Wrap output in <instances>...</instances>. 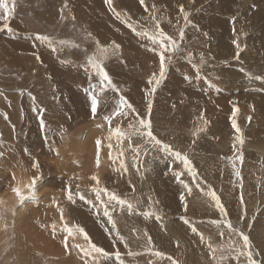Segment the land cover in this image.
<instances>
[{
    "label": "rangeland",
    "instance_id": "374dc122",
    "mask_svg": "<svg viewBox=\"0 0 264 264\" xmlns=\"http://www.w3.org/2000/svg\"><path fill=\"white\" fill-rule=\"evenodd\" d=\"M15 3L8 20L0 21V194L14 187L11 176L18 167L29 176L35 202L27 218L31 225L22 222L26 231L20 226L23 238L12 227L0 226V264H92L91 257L82 259L71 247H87L79 235L69 238L65 251L64 223L79 224L107 252L120 251L119 260L110 256L100 264H246L244 257L234 258L235 244L228 249L231 241H242L224 220L244 230L254 258L264 264V109L259 107L264 106V0H112L121 19L105 0H67L66 8L65 0ZM181 6L191 21L187 26ZM153 16L174 39H179L181 27L185 31L182 51L166 61L164 79L154 93L148 81L153 74L159 78V55L151 50L155 46L121 22L153 32ZM37 33L52 43L36 39ZM234 40L240 46L238 55ZM96 41L120 45L103 61L115 90L101 91L99 77L87 66V56L97 54ZM88 92H95L99 101L95 114ZM120 96L135 113L124 109L127 115L114 117L109 125L104 117L115 111ZM136 114L150 118L154 134L188 156L195 178L170 154L150 145L145 152V141L138 136L131 138L132 148L127 139L118 143L110 127L128 130L130 123L137 124ZM251 126L259 135L250 133ZM121 151L126 172L115 159ZM177 173L191 191L177 180ZM93 175L99 187L136 204L131 213L116 206V230L110 231L112 225L91 191L97 186ZM69 186L73 193L79 186L86 199L74 196L69 201ZM209 188L220 197L227 216L207 195ZM144 211L154 215L144 216ZM44 237L49 246L41 244ZM209 243L216 249L223 246L225 259H220V251L213 259ZM129 250L134 255H127ZM157 251L164 255H154Z\"/></svg>",
    "mask_w": 264,
    "mask_h": 264
},
{
    "label": "snow or ice",
    "instance_id": "6c2138e0",
    "mask_svg": "<svg viewBox=\"0 0 264 264\" xmlns=\"http://www.w3.org/2000/svg\"><path fill=\"white\" fill-rule=\"evenodd\" d=\"M105 3L109 5L111 11L114 13L117 19H121V14L115 10V8L111 7L112 5V0H105ZM141 3H144V0H141ZM16 7L15 0H13V3L9 4V0H0V21H7L8 18L12 15ZM64 8L67 7V0H65V3L63 5ZM180 11L183 13V19L185 21V26L191 23V21L188 18V13L184 11L183 6L180 7ZM61 18L63 19V8L61 9ZM74 19V17H73ZM153 20L156 22V30L153 32H149L148 30H141L137 31V29L134 27V25L128 20H121L122 23H125L127 27L132 29L133 32L136 33L137 36H143L147 37L148 40L152 42V44L155 46L151 50L153 52H156L159 55L160 59V67H159V78H156L155 74L149 79L148 83L153 85L152 88L150 89L151 92H155L156 86H158L161 81L164 79L165 73H166V61L168 63L171 62L173 58V54H176L180 51L181 49V41H183L184 36H185V31L184 28L181 27L179 29V39H174L172 36L168 35L166 32H164L162 29H160L159 24L160 21L156 20L155 16L152 17ZM235 18H233L234 20ZM4 28L8 29L11 31L9 28L8 24H4ZM89 37L91 36L90 33L87 34ZM36 39L44 42H48L49 44L52 43L51 38L47 35H41L39 33L36 34ZM61 43H65L64 41H61ZM233 43L237 47V55L239 54V49L240 46L239 44L234 40ZM97 45V54L89 55L87 56V66L91 69H93L96 73V75L99 77L100 81V87L101 91H103L105 88L111 87L115 90L116 86L112 83L111 78L109 77L107 71L105 70V67L103 65V61L107 59L111 55H115L116 51L119 49L120 45L116 44L115 42H112L108 46H101L99 41H96ZM78 47V45H76ZM159 49V51H157ZM167 53V55H166ZM191 53H188L189 58H191ZM201 64L204 62V57L201 55L200 58ZM194 67H197V65H194ZM187 78V77H186ZM154 81V83H153ZM91 88L95 89L96 85H90ZM87 92L88 90L85 89ZM118 91V90H117ZM89 96L91 97V111L93 114L97 112V107H98V99L95 94V92H88ZM151 101H149L148 108L151 110ZM124 109H130L133 113H135V109L132 108V105L128 103L125 97L120 96L119 101L117 103V107L115 111L112 112L110 116H105L104 119L109 122V125H111L112 119L116 116H125L127 113L124 111ZM39 111H43L40 109ZM203 115V114H201ZM236 115V109H233V116ZM137 118V124H129L128 130H123L119 126L116 127L115 129H112L110 127V133L112 135L116 136V139L119 142H123L125 139L128 140L129 142V148H132V137L133 136H138L142 138L145 141V152L148 151L147 146L150 145L151 148L165 153V154H170L171 156L175 157L178 161L182 162L184 165L185 169L188 170L189 174L195 178L197 176V173L192 166L191 161L189 160L188 156L185 154H182L180 151L174 150L172 145L169 143L164 142L162 139L158 138L154 134V129L152 126V121L150 118H142L139 117V114H136ZM232 125L233 128H236L237 131L239 129L236 127V121L235 119L232 120ZM44 122L43 118L41 117V128H44ZM239 139V138H238ZM97 154H96V163L99 165L100 163V152H99V146L101 144L100 140H97ZM242 143V141H241ZM112 145H109V148L111 149ZM135 151L136 155H139L140 151V145H136V147L133 149ZM124 152L121 151L117 155L115 159L119 160V166L120 169H123L125 172L127 171V167L124 163L123 160ZM109 159H113L111 152H109ZM239 175V172L236 173ZM180 173L176 174L177 180L180 181V183L184 184L185 188H188L189 191L191 189L189 188L188 184H185L184 181L180 180ZM93 181H96L97 186L93 187L91 191L95 193V200L99 202V210H102L103 216L107 218V223L112 225V229L110 231L116 230V222L113 219L112 212L116 209V206H119L122 210L126 207L127 211L131 213L135 208L136 204L132 203L129 200L121 198L119 195H117L115 192H109L107 188H101L99 187V179L97 176L93 175L91 177ZM31 186V182L29 184V187ZM79 186H77V191L73 193L71 190L70 186L67 191V199L69 201H73L74 196H78L80 200H85L86 197L83 193H81L78 190ZM13 191L17 194V196L20 198V200H23L25 197L23 196L21 189L20 188H15ZM106 197V199H102V195ZM207 195L211 197L213 201H215L216 207L219 209V211L224 215L227 216L226 209L224 205L221 203L220 197L216 194L214 190L209 188ZM181 201H184V195L182 194L180 196ZM87 203L92 204L93 201L87 200ZM241 203H243V199L241 198ZM3 212H0V219L3 218ZM144 216H152L154 213L149 212V211H144L142 213ZM159 216H156V219H159ZM241 220L244 219V216L240 217ZM64 220L63 217V210L61 209V221ZM187 222V221H186ZM214 223H220L219 221H215ZM223 223L226 225V227L229 229L231 233H234L240 238V241L242 243L236 242V241H231L228 245V249L231 250L233 244H235V256L234 258L239 260L241 257H244L246 259V264H259V262L254 258V254L252 251V245L251 241L249 239V236L242 230L241 228L234 227L232 223L229 220H224ZM54 233L55 234V225L52 226ZM251 227V225H249ZM64 235V248L65 251H69V238H74L75 236L79 235L81 236L84 241L87 244V247H84L79 244H74L71 247L76 248L79 250L81 253V258L85 257H91L92 259V264H100V259L101 258H108L110 256H114L117 260L121 258V253L119 250H116L113 253L107 252L103 247L98 246L96 243H94L89 236V234L85 231L83 227H81L79 224H73L69 226L67 223L63 224V227L61 229ZM193 232H196L197 229L195 227L192 228ZM221 236H223V233H221ZM117 238L121 243H124L125 248H128L127 242L124 240L123 237L119 236V232H117ZM204 237L201 234V240L203 241ZM149 243H151V238H149ZM208 248L213 256V259L216 258V253L218 251L221 252L220 259L223 260L225 259V256L223 255V251L225 250L223 246L220 247V249L213 248V246L209 243ZM150 250V249H149ZM127 255L132 256L134 253H132L130 250L128 251ZM154 255L156 256H163L164 254L162 252H155ZM171 259V258H169ZM84 264H89L88 260H84ZM172 264H176V261H172Z\"/></svg>",
    "mask_w": 264,
    "mask_h": 264
},
{
    "label": "bare ground",
    "instance_id": "6f19581e",
    "mask_svg": "<svg viewBox=\"0 0 264 264\" xmlns=\"http://www.w3.org/2000/svg\"><path fill=\"white\" fill-rule=\"evenodd\" d=\"M230 2V1H229ZM172 4V3H171ZM245 5V3H243ZM83 7V6H82ZM80 9V8H79ZM178 10V9H177ZM246 11V10H245ZM254 11V10H253ZM77 12V11H76ZM248 12V11H247ZM252 12V11H251ZM258 12V10H257ZM79 13V12H78ZM264 13V12H263ZM81 14V13H80ZM89 17V16H88ZM232 51V50H231ZM262 89H264V84L261 85ZM242 95V94H241ZM239 97V103H243V95ZM261 98V96H260ZM235 100H238V97L234 98ZM248 100V98H247ZM263 101V100H262ZM234 107H236V104H232ZM257 105V104H255ZM259 107L264 109V106L259 105ZM178 114V113H177ZM182 115V114H181ZM174 119V118H173ZM187 119V118H186ZM190 119V118H189ZM220 126V125H219ZM211 127V126H210ZM251 130L250 131L251 134H253V136H257L259 135V130H254L255 126H251ZM249 128V127H248ZM215 131V130H214ZM224 131V130H223ZM220 133V132H219ZM218 134V132H217ZM222 136V135H221ZM259 137V136H258ZM224 138V137H223ZM257 139V138H256ZM214 142V141H213ZM256 144V142H254ZM259 148V152L262 153L263 151L260 150ZM17 167V166H16ZM14 171V170H13ZM6 173V172H5ZM11 173V172H10ZM11 179L15 180V184L13 185L14 187H10L8 186V183H5V187L6 189H11V191H7L9 193H1L0 194V212H3V218L0 219V226L2 229H4V227L8 226L9 229L12 227V230H14L16 233H14L15 235L17 234V236H21V238H23V236L25 234H22V232H20V226L22 224L23 227V223L24 226L25 224L27 225L28 223L30 224L29 221H27V218L29 217V214L32 212V206L33 203L35 202V200L32 198L33 193L30 192V179L28 174L24 173L23 169H19L17 167L16 171L13 172ZM15 188H20L21 192L23 194V196L25 197L23 200H20V198L17 196V194L13 191V189ZM3 189V188H2ZM5 189V190H6ZM243 195V194H242ZM5 200V201H4ZM46 202V201H45ZM247 203V202H246ZM44 204V200H42L40 205ZM31 211V212H30ZM44 213V212H41ZM31 216V215H30ZM25 218V219H24ZM23 222V223H22ZM31 225V224H30ZM27 227V226H26ZM26 227L24 228L25 231L27 230ZM23 229V230H24ZM22 230V231H23ZM2 231V230H1ZM31 231V230H30ZM35 233V232H34ZM33 233V234H34ZM22 234V235H21ZM32 236V235H31ZM34 236V235H33ZM36 236V235H35ZM29 237V236H28ZM49 238V237H48ZM23 240V239H22ZM32 240V239H31ZM34 241V240H32ZM44 241V242H43ZM18 242V241H17ZM49 241H47L46 237H44V239L42 240V243L44 246H49ZM35 244V243H34ZM17 246V245H16ZM28 251V250H27Z\"/></svg>",
    "mask_w": 264,
    "mask_h": 264
}]
</instances>
